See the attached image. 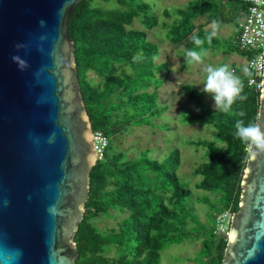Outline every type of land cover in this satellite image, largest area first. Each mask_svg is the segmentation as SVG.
Here are the masks:
<instances>
[{
  "label": "trees",
  "instance_id": "16d2710c",
  "mask_svg": "<svg viewBox=\"0 0 264 264\" xmlns=\"http://www.w3.org/2000/svg\"><path fill=\"white\" fill-rule=\"evenodd\" d=\"M111 1L117 6L100 4ZM242 8L241 0H188L183 6L165 8L163 14L169 21L160 22L145 0H81L67 17L66 32L74 43L79 85L92 130L108 137L103 156L89 172L84 215L74 235L77 264H159L162 250L190 236L202 241L200 264H221L227 236L216 231L217 215L238 209L248 159L247 146L234 136L235 125L238 120L248 124L258 119L260 91L247 83L244 68L230 65L242 79V94L247 99H238L228 113L215 111L195 84L182 85L194 109L184 107L181 120L213 129L211 138L187 140L203 149V161L193 169L201 176L196 187L216 196V201L208 194L199 197L207 205L209 223L199 221L194 194L178 175V147L162 159L151 157L148 148L127 157L114 146L113 137L131 125L155 126L153 118L167 108L158 103L157 88L170 66L153 59L159 55V45L147 39L146 30L160 23L165 38L175 45L185 43L184 49L195 47L189 39L195 32L204 40V53L219 49L218 44L224 42V52L244 57L248 52L236 44L238 24L232 38L223 41L215 35L211 43L206 36L212 30L205 27L213 20L220 26L236 20ZM135 19L144 29L132 27ZM140 51L145 59L134 63L133 56ZM162 72L164 76L158 77ZM116 214L120 218L115 226H97L101 216Z\"/></svg>",
  "mask_w": 264,
  "mask_h": 264
},
{
  "label": "water",
  "instance_id": "95a60500",
  "mask_svg": "<svg viewBox=\"0 0 264 264\" xmlns=\"http://www.w3.org/2000/svg\"><path fill=\"white\" fill-rule=\"evenodd\" d=\"M79 1L0 0V264H77L96 162L66 32ZM221 264H264V153L247 159Z\"/></svg>",
  "mask_w": 264,
  "mask_h": 264
},
{
  "label": "rangeland",
  "instance_id": "374dc122",
  "mask_svg": "<svg viewBox=\"0 0 264 264\" xmlns=\"http://www.w3.org/2000/svg\"><path fill=\"white\" fill-rule=\"evenodd\" d=\"M157 13L159 21L168 20L163 10L165 8L173 9L177 6H183L188 0H145ZM104 7L117 6L114 2H100ZM242 17L224 24L217 30V36L224 41L234 36L236 25ZM201 19L200 21H203ZM210 24L205 27L209 28ZM132 27L144 29L138 19L132 23ZM212 30L211 28H209ZM147 31V39L155 41L159 45V55L156 62L166 61L170 66V73L166 75L162 83L157 88L158 103L167 106L160 116L153 118L155 126L146 124H135L127 128L126 131L116 133L113 137L114 146L124 151L127 157L135 156L140 150L148 148L149 155L158 159L164 158L173 147H178L180 151V165L178 175L181 180L192 190L195 212L198 214L199 221L203 224L209 223L207 217V205L199 197L208 194L207 191L198 189L196 184L201 176L195 175L193 169L203 161V149L196 148L195 144L187 143V140H197L200 137L211 138L213 129L200 123H185L181 120V112L184 107L190 110L194 109L193 104L188 102V98L182 89L185 83H193L198 88H203L204 73L203 68L207 65L219 66L223 64L244 68L245 59L233 52H224L225 43L221 42L219 49L208 50L204 56V63L198 65L184 64L185 43L175 45L165 38V29L160 26ZM223 45V47H222ZM214 50V51H213ZM90 77L98 80V77L90 72ZM162 78L164 72L159 73ZM205 101L211 105L214 101L205 94ZM211 201H216L213 193L208 194ZM232 213L225 212L221 217L223 225H216V231L227 236ZM120 215L115 217H102L96 221L99 228H109L116 225ZM221 220V219H220ZM223 229V230H222ZM202 241L200 238L190 236L179 243H173L167 246L161 252L159 264H200Z\"/></svg>",
  "mask_w": 264,
  "mask_h": 264
},
{
  "label": "clouds",
  "instance_id": "9594fccd",
  "mask_svg": "<svg viewBox=\"0 0 264 264\" xmlns=\"http://www.w3.org/2000/svg\"><path fill=\"white\" fill-rule=\"evenodd\" d=\"M212 29L206 39L211 43L212 38L217 34L220 23L213 20L208 26ZM195 47L185 49L184 63L186 65H198L204 63L205 53L201 47L204 44L195 32L189 38ZM200 48V51H197ZM145 59L142 51L137 52L133 56V62H140ZM153 59H157L153 57ZM245 74H250L247 68L244 69ZM204 82L201 91L207 94L214 101L213 107L215 111L228 113L232 110L234 103L239 100H246L247 96L243 95V81L237 76L229 65L223 64L219 66L207 65L203 68ZM235 138L239 139L242 144L247 146L248 159L254 160L257 155L264 153V127L259 123L250 122L245 124L243 120H238L235 125Z\"/></svg>",
  "mask_w": 264,
  "mask_h": 264
},
{
  "label": "built area",
  "instance_id": "2783aa9c",
  "mask_svg": "<svg viewBox=\"0 0 264 264\" xmlns=\"http://www.w3.org/2000/svg\"><path fill=\"white\" fill-rule=\"evenodd\" d=\"M241 20L238 22L236 44L248 52L244 56V69L249 70L247 83L260 91L262 85L263 63H264V0H241ZM95 158L100 159L108 143V137L101 131H93ZM228 212V211H225ZM225 212L217 215L216 225H223L221 218ZM221 219V220H220ZM223 230V229H222Z\"/></svg>",
  "mask_w": 264,
  "mask_h": 264
}]
</instances>
